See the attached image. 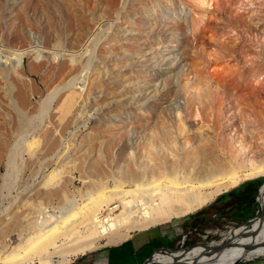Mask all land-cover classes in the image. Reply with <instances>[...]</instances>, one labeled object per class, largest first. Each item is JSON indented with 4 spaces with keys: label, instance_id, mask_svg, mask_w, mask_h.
<instances>
[{
    "label": "rangeland",
    "instance_id": "obj_1",
    "mask_svg": "<svg viewBox=\"0 0 264 264\" xmlns=\"http://www.w3.org/2000/svg\"><path fill=\"white\" fill-rule=\"evenodd\" d=\"M248 69L250 82L263 86L264 0H0V232L11 219L26 223L43 201L55 225L74 209L87 212L91 195L117 198L129 162L152 183L157 163L183 174L199 158L195 141L222 143L220 153L249 146L245 123L264 135V110L256 108L264 91L255 102L248 86L234 87ZM54 177L66 182V195L47 202L44 185ZM222 195L68 264H140L161 250L140 254L157 237L186 249L245 230L237 226L246 220L213 208ZM129 243L133 251L123 248Z\"/></svg>",
    "mask_w": 264,
    "mask_h": 264
},
{
    "label": "bare ground",
    "instance_id": "obj_2",
    "mask_svg": "<svg viewBox=\"0 0 264 264\" xmlns=\"http://www.w3.org/2000/svg\"><path fill=\"white\" fill-rule=\"evenodd\" d=\"M252 72L250 69L239 72L238 83L234 87L244 91L243 88L248 86V98L256 102L262 96L264 85L254 86L250 82ZM256 108H259L258 114L264 110L263 106ZM244 126L247 135L244 138L249 146L241 144L242 148L232 147L227 153L219 152L222 143L214 145V148L212 145L193 142L192 153H196L199 158L186 163L183 174L157 163L152 169L154 182L151 183L147 175L132 169L129 162L117 187L119 190L115 191L117 198L106 194L96 198L91 195L88 211L80 213L74 209L63 223L49 224L52 215L46 219L44 201L38 211L25 218L26 223L20 224L18 218L11 219L2 225L0 232V264H68L96 251L105 240L109 243L125 241L134 232L187 217L207 206L220 194L247 180L263 177L264 135L254 134L246 123ZM100 171L98 166L95 172L99 174ZM55 178H50L44 185L47 189L44 200L47 202L66 195V182H57ZM134 185L135 190H127ZM93 187V192L97 193L99 190ZM117 211L120 212L116 214ZM15 229L19 232L20 243L12 249L9 237ZM245 233L249 237H244ZM224 241L229 242V249H218ZM252 245L258 246L247 252V246ZM262 256L264 220L261 222L258 219L239 233L223 234L219 242L186 252L155 253L150 264H240ZM145 261L142 260L140 264Z\"/></svg>",
    "mask_w": 264,
    "mask_h": 264
},
{
    "label": "trees",
    "instance_id": "obj_3",
    "mask_svg": "<svg viewBox=\"0 0 264 264\" xmlns=\"http://www.w3.org/2000/svg\"><path fill=\"white\" fill-rule=\"evenodd\" d=\"M263 183H264V178L246 181L240 184L238 187L230 190L227 193H224L221 197H219L215 202L216 204L215 207L213 208L220 209L221 215L224 217H228L230 221H236V222L242 220L247 221L248 219L254 217L257 213L258 210L257 198ZM227 198H230V200H228L224 206L222 207L217 206V204L221 202L222 199H227ZM259 200H260V205L263 206L264 188L261 191ZM209 214L211 213H208V215ZM193 221H194L193 222L194 227H200V226L206 227L204 221L196 222L197 219L195 218H193ZM173 246L174 243L171 242L168 238H161L158 240V243L156 244V248H170Z\"/></svg>",
    "mask_w": 264,
    "mask_h": 264
},
{
    "label": "water",
    "instance_id": "obj_4",
    "mask_svg": "<svg viewBox=\"0 0 264 264\" xmlns=\"http://www.w3.org/2000/svg\"><path fill=\"white\" fill-rule=\"evenodd\" d=\"M259 178H264V176L263 177H259ZM259 178H255V179H259ZM251 180H254V179H251ZM247 181H249V180H247ZM246 182V181H245ZM242 184V183H241ZM239 186V185H238ZM237 186V187H238ZM234 188H236V187H234ZM233 188V189H234ZM264 188V183L262 184V186H261V188H260V191H259V195H258V198H257V203H258V205H259V209L257 210V213H256V215L254 216V217H252V218H250V219H248L247 221H245L244 223H242L241 225H239V226H237V227H244V228H248L249 226H251V224L252 223H254L256 220H258L259 219V221H263L264 220V208L260 205V200H259V198H260V195H261V191H262V189ZM232 190V189H231ZM230 190H228V191H226V192H224V193H227V192H229ZM224 193H222V194H224ZM247 233H245V234H243V236L244 237H249L248 235H246ZM229 244V242H227V241H224L221 245H220V247L218 248V249H223V248H225L227 245ZM202 245H204V246H206L207 244H202ZM256 246H258V245H252V246H247V248H246V251L247 252H250V251H252L253 249H255V247ZM195 246H188L186 249H184V241H183V243H182V245L180 246V247H170V248H164V249H161V250H159V251H157L156 253H174V252H177V251H180L181 249H183V252H186V251H190L191 249H193ZM264 256H262V257H259V258H263ZM259 258H256V259H259ZM150 260H151V258L150 259H147L143 264H150Z\"/></svg>",
    "mask_w": 264,
    "mask_h": 264
},
{
    "label": "crops",
    "instance_id": "obj_5",
    "mask_svg": "<svg viewBox=\"0 0 264 264\" xmlns=\"http://www.w3.org/2000/svg\"><path fill=\"white\" fill-rule=\"evenodd\" d=\"M228 200H230V198H227V199H222L221 200V202H219L217 205L219 206V205H221V204H225ZM201 221V219H197V221L196 222H200ZM150 230V229H149ZM176 230H177V232L179 233V232H181V228H179V227H177L176 228ZM136 238V237H135ZM161 238H167V237H157V238H155V239H153V240H150V242H148V248H146V249H153V250H156V249H164V248H156V244L158 243V240L159 239H161ZM130 240V239H129ZM128 240V241H129ZM144 239H138V241H143ZM170 240V239H169ZM171 241V240H170ZM172 242V241H171ZM127 242H125V243H123V244H126ZM130 247L129 248H126V247H123V248H125V249H130V251H133V246H132V244L131 243H129L128 244ZM116 246H118V245H116ZM146 249H144L143 251H141V253L140 252H138V253H140V254H142V253H144L145 252V250ZM150 249V250H151ZM118 251H124V250H118V249H115L114 251H113V253L114 252H118ZM113 253H112V257H114V255H113ZM126 253V256L128 255V256H134V254H130L129 252H125ZM136 256V255H135ZM264 258V257H263ZM113 259V258H112ZM112 259L108 262V263H106V262H104L103 261V259H101V260H99V259H96L95 257L93 258V259H89V258H87V259H81V260H76V261H74L73 263H71V264H114L113 262H112ZM101 261V262H100ZM144 263V262H143ZM142 263V264H143Z\"/></svg>",
    "mask_w": 264,
    "mask_h": 264
},
{
    "label": "flooded vegetation",
    "instance_id": "obj_6",
    "mask_svg": "<svg viewBox=\"0 0 264 264\" xmlns=\"http://www.w3.org/2000/svg\"><path fill=\"white\" fill-rule=\"evenodd\" d=\"M263 206H264V205H263ZM263 206H262V207H263ZM243 228H244V227H243ZM124 246H125V245H124ZM182 250H183V249H181L180 251H182ZM180 251H179V252H180ZM118 252H119V253H120V252H124V253H125V251H118ZM145 252H150V253H152L150 249H146ZM125 254H126V253H125ZM152 254H155V253H152ZM127 257H129V256L127 255ZM125 259H127V258H125ZM127 260H128V261H131V262L133 263V260H130V259H127Z\"/></svg>",
    "mask_w": 264,
    "mask_h": 264
}]
</instances>
